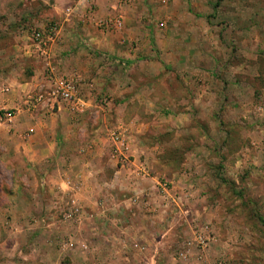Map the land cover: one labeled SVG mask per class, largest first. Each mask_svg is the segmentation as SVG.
<instances>
[{
	"label": "rangeland",
	"instance_id": "374dc122",
	"mask_svg": "<svg viewBox=\"0 0 264 264\" xmlns=\"http://www.w3.org/2000/svg\"><path fill=\"white\" fill-rule=\"evenodd\" d=\"M78 1L0 0V92L41 69L51 85L29 86L25 98L35 109L31 98L47 94L39 113L52 132L59 120L61 136L40 169L0 141V264H145L155 254L158 264H264V0H115L108 11ZM115 15L122 27L100 25ZM54 26L61 44L44 54L34 31ZM92 35L110 47L125 39L120 50L134 62L94 49ZM56 51L90 53L86 72L56 68ZM87 79L103 86L90 90V106ZM68 80L78 99L52 106L48 94ZM113 132L128 138L136 162L113 156ZM131 133L140 138L132 143ZM128 163L150 166L143 174L160 190L117 218L115 171Z\"/></svg>",
	"mask_w": 264,
	"mask_h": 264
},
{
	"label": "crops",
	"instance_id": "0c3cea01",
	"mask_svg": "<svg viewBox=\"0 0 264 264\" xmlns=\"http://www.w3.org/2000/svg\"><path fill=\"white\" fill-rule=\"evenodd\" d=\"M116 2L117 1L115 0H98L97 5H96V10L104 11L105 9L108 11L110 9V5L116 4ZM119 7H120V10L122 9L127 10L126 4L125 5L120 4ZM125 21H126V15H125ZM59 39L60 38H57L56 41H54L55 39L53 40V44L54 45L56 44L55 47L53 45L54 50L56 46L61 44V43H57ZM86 42L92 45L94 49H98L102 51L109 50L110 54L112 55L110 56L113 58H117L122 55V58L124 57L126 58V64H129L131 63L130 61L134 60L135 53H133V51L127 50L123 52L122 50H120L119 43L126 42L125 39L121 40V38H119L115 42V45L111 47L105 44L103 40L101 41L99 35L87 36ZM54 55H55V58H53L52 61H54L53 64L55 65V67L58 68L60 66L57 64V62L61 63L63 65L62 66L63 70H65L66 71L65 73H68V74H72V72L76 70L79 71V69H82L81 66H83L84 68V65H85L84 58H90L92 56L90 53L82 52V51H78L77 53L69 52V54H66L64 52L63 57H59L58 56L59 53L58 51H56ZM76 65L79 69L78 68L75 69ZM88 65L90 66V63H88ZM88 65L87 67L90 68L91 66L89 67ZM98 66L99 64H96V62L94 61L92 64V67L95 73L94 71H91V72L89 71V74L91 73L92 77L97 76L96 67L98 68ZM59 68L61 69V67ZM100 69L101 68L99 67L98 70ZM84 70L86 72V68H84ZM37 71L38 72H36L37 73L36 76L32 78V81H30L32 82L31 84L28 82L21 83L18 80L17 81L12 80L11 81L12 86H11L10 91L7 93L0 92V105L8 107V108H14L17 110V113L14 116V118L10 120L12 121L11 124L9 123V120L0 121V131H2L3 129V135L0 136V141L3 143L7 141L8 142L14 141L15 144L12 148V150L14 151V154L21 156V159L24 160L23 163L26 166H30L32 164L34 165V167L37 166V168L40 169V165L43 164L45 166L50 158L55 157L59 153L58 149L60 146L59 142L61 140L60 139L61 136H58V133L55 132L56 123H58L59 120L56 119L54 122H51L50 125L54 124L53 132H52V129H49L50 127L52 128V126H48L47 124L48 121L42 116V114L39 113V108L45 107L44 105H48V102L44 101L39 104L38 108L36 107L35 109H33L31 105L28 103L27 98H25L27 92L29 91V86L41 91L43 87V83H45L46 81L49 82V85H51L50 80L48 81V77H42L40 75L42 72L41 69H38ZM89 80L90 79H87L88 83L83 84L84 85L83 87H86L87 90L89 89L87 93V97H88V94L90 95V97L92 96L91 95L92 93L90 92V90L95 91V90L103 89V86H101L99 82L95 81V79L93 82H90ZM83 100L86 106H90L92 104V101L89 97L88 99H83ZM196 100H197V97L194 100V103H196ZM60 108L61 106L58 104V109ZM29 129H33V132L31 133L29 137L28 136L25 137L24 135ZM138 138H140L138 137V135L136 136L135 134L131 133L132 143L136 142L135 139H138ZM64 139H67V138L63 136L62 140ZM96 145L97 147H95V149L99 151L100 148H102V145L97 144V142H96ZM133 145L138 146L139 144H132V149H133ZM105 147L109 152L110 147L109 148L108 146H105ZM135 153L136 152H134L133 150L132 151L130 150V156L132 155V159H133L132 161L136 162L135 157L137 155ZM98 164L99 163L96 162V166H102ZM130 164L131 163H128L126 165L128 166ZM126 165H122L123 166L122 168L116 169L115 171V176H116L115 178H117V181L115 180V182L119 183L118 187H119V192H120V195L117 197L118 199L116 200L117 209H118L117 211L119 213L116 215L117 218H121V215L124 212L125 203H127L128 205H135L137 208H141L144 210L147 203L151 201L150 200L151 197L153 199V197L155 196L156 190L157 191L160 190L158 177H154L150 175L146 176V174H143L144 171L142 168H149L150 166H128L129 168L127 169L124 167ZM83 166H86V167L91 166V163L89 161L87 162L84 158ZM81 174L83 175V168H82ZM137 174L141 175V177L136 178ZM124 190L127 193H125ZM125 195L128 196V198L125 199L124 198ZM132 196L134 197L132 198ZM149 196H151L150 199H149ZM158 197L160 198L162 196L160 195ZM156 201H157L156 205H160L162 200L160 199V201L159 200H156ZM137 203H143V205H136ZM130 214L131 213L129 212L127 215L130 216ZM134 214H137V212L136 213L134 212ZM145 214H147V216H156V214H151V212L150 213L145 212ZM127 215H126V218H127ZM163 243H164L163 237L162 238L159 237L156 240L150 241L148 246L150 250L152 249L154 252H160ZM145 259H146L145 264H158L157 263L158 260L156 259V254L150 258L146 257Z\"/></svg>",
	"mask_w": 264,
	"mask_h": 264
},
{
	"label": "built area",
	"instance_id": "2783aa9c",
	"mask_svg": "<svg viewBox=\"0 0 264 264\" xmlns=\"http://www.w3.org/2000/svg\"><path fill=\"white\" fill-rule=\"evenodd\" d=\"M100 25L109 30V29H115L120 28L123 25V21L121 18H119L117 15L110 16L100 22ZM56 30L57 28L50 27L48 30H37L34 31V42L36 48L43 52L44 54H47V48L48 46L53 42V40L56 38ZM48 97L50 100L54 101L52 102V106H55L56 103H58L60 100L72 103L75 100H77V88L73 81H61L60 84L57 86L56 90H53L48 94ZM32 105L36 108L39 106L40 103L44 101H49L47 98V94L39 92L32 98ZM15 114L12 111H9L7 109L0 110V121L4 120H12L14 118ZM111 142H112V148H113V156L121 158L123 161L128 158L130 154V142L128 138L124 135L122 132H113L111 135Z\"/></svg>",
	"mask_w": 264,
	"mask_h": 264
}]
</instances>
